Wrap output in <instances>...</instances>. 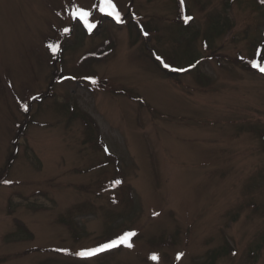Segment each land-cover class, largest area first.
Here are the masks:
<instances>
[{"label":"rangeland","instance_id":"rangeland-1","mask_svg":"<svg viewBox=\"0 0 264 264\" xmlns=\"http://www.w3.org/2000/svg\"><path fill=\"white\" fill-rule=\"evenodd\" d=\"M254 64L264 0H0V264H264Z\"/></svg>","mask_w":264,"mask_h":264},{"label":"bare ground","instance_id":"bare-ground-1","mask_svg":"<svg viewBox=\"0 0 264 264\" xmlns=\"http://www.w3.org/2000/svg\"><path fill=\"white\" fill-rule=\"evenodd\" d=\"M96 32H97V31H96ZM96 32H95V33H96Z\"/></svg>","mask_w":264,"mask_h":264}]
</instances>
